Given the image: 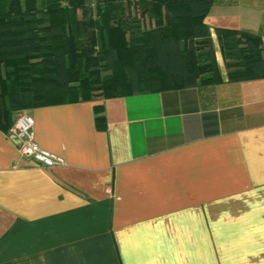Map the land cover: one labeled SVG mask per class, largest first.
<instances>
[{
	"label": "crops",
	"instance_id": "crops-1",
	"mask_svg": "<svg viewBox=\"0 0 264 264\" xmlns=\"http://www.w3.org/2000/svg\"><path fill=\"white\" fill-rule=\"evenodd\" d=\"M204 22L221 82L28 107L0 128V264H264V77L228 80L215 33H255L264 54V0H215ZM23 112L63 163L21 156Z\"/></svg>",
	"mask_w": 264,
	"mask_h": 264
},
{
	"label": "trees",
	"instance_id": "trees-1",
	"mask_svg": "<svg viewBox=\"0 0 264 264\" xmlns=\"http://www.w3.org/2000/svg\"><path fill=\"white\" fill-rule=\"evenodd\" d=\"M213 2L0 0V128L7 130L12 114L28 107L221 82L204 22ZM215 33L228 80L264 77L259 35ZM107 55L120 61L119 70L100 77L98 67L87 69ZM101 119L96 116L98 125Z\"/></svg>",
	"mask_w": 264,
	"mask_h": 264
},
{
	"label": "built area",
	"instance_id": "built-area-1",
	"mask_svg": "<svg viewBox=\"0 0 264 264\" xmlns=\"http://www.w3.org/2000/svg\"><path fill=\"white\" fill-rule=\"evenodd\" d=\"M34 119L25 112L16 117L11 133L18 139V149L22 157L30 158L42 166H54L63 163L57 155L44 151L33 137Z\"/></svg>",
	"mask_w": 264,
	"mask_h": 264
},
{
	"label": "rangeland",
	"instance_id": "rangeland-1",
	"mask_svg": "<svg viewBox=\"0 0 264 264\" xmlns=\"http://www.w3.org/2000/svg\"><path fill=\"white\" fill-rule=\"evenodd\" d=\"M64 3V1H63ZM93 4V3H92ZM78 18L84 19L87 16L84 15H80L78 13ZM90 34L87 33V37L82 39V45L83 47L86 46V44H88L89 42L87 41V39L89 38ZM99 44L94 48L93 50V54H97V51H99L98 48ZM82 47V49L84 50V48ZM84 54V52L82 51V55ZM98 67V71H99V76H105L108 75V73H112L116 70L120 69V61H116V62H111L109 56H102L101 58H98L96 61L90 62L88 64V68L87 69H91V68H97ZM98 90L93 89V93H97ZM93 96H98L93 94Z\"/></svg>",
	"mask_w": 264,
	"mask_h": 264
}]
</instances>
